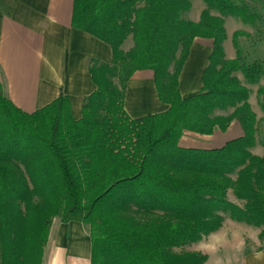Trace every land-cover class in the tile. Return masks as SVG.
<instances>
[{
  "label": "trees",
  "instance_id": "16d2710c",
  "mask_svg": "<svg viewBox=\"0 0 264 264\" xmlns=\"http://www.w3.org/2000/svg\"><path fill=\"white\" fill-rule=\"evenodd\" d=\"M204 2L195 22L182 17L191 0H74L72 26L112 49L111 62L91 60L96 90L79 119L66 95L28 113L0 91V264H43L56 217L87 228L91 264H206L207 254L183 248L226 217L264 225V156L251 151L258 118L237 75L258 83L264 64L245 62L244 31L233 34L235 58L224 48L225 17L255 24L258 14L246 0ZM196 38L211 39L212 51L200 91L183 97L180 75ZM140 70L154 72L167 111L126 112L128 82ZM234 121L244 135L222 147L180 146L185 131L211 135Z\"/></svg>",
  "mask_w": 264,
  "mask_h": 264
},
{
  "label": "crops",
  "instance_id": "0c3cea01",
  "mask_svg": "<svg viewBox=\"0 0 264 264\" xmlns=\"http://www.w3.org/2000/svg\"><path fill=\"white\" fill-rule=\"evenodd\" d=\"M73 2L0 0V91L28 113L66 95L70 98L74 118H81L85 98L96 90L89 70L91 60L106 63L112 60L110 45L72 26ZM212 43L211 39L194 40L180 75L183 97L200 91ZM235 57H228L226 53L228 59ZM168 109L169 105L158 97L154 72H135L126 90L128 115L141 118ZM229 112L218 111L217 114ZM243 135L242 126L234 121L226 131L217 129L211 135L185 131L180 146L219 148ZM43 264H91V239L87 228L79 222L64 223L61 218H55ZM243 264H264V249L247 254Z\"/></svg>",
  "mask_w": 264,
  "mask_h": 264
},
{
  "label": "rangeland",
  "instance_id": "374dc122",
  "mask_svg": "<svg viewBox=\"0 0 264 264\" xmlns=\"http://www.w3.org/2000/svg\"><path fill=\"white\" fill-rule=\"evenodd\" d=\"M246 1L251 12L258 14L257 21L255 24H246L237 17H225L227 38L224 42V48L228 57L231 55L235 57L237 49L233 44V34L237 30L244 31L246 34L239 37V46L245 62L252 63L259 60L264 64V0ZM191 3L192 7L183 12L182 17L196 22L203 9L206 8V3L204 0H191ZM214 14H218V12L214 11ZM132 46L133 39L130 36L122 49L127 51ZM237 75L251 88L252 107L259 118L257 144L251 151L256 155L264 156V109L262 108L264 94H258V89L264 88V76L258 83L249 84L242 72H238ZM229 199L239 203L231 191L229 192ZM56 218L59 219L60 217ZM262 232H264V225L261 227L251 226L226 217L223 226L218 231L204 235L202 240L187 245L183 249L207 254V264H243V259L247 254L264 249V240L261 239Z\"/></svg>",
  "mask_w": 264,
  "mask_h": 264
}]
</instances>
